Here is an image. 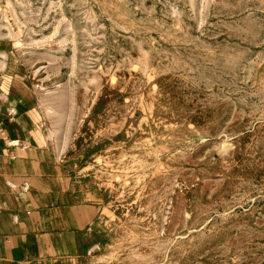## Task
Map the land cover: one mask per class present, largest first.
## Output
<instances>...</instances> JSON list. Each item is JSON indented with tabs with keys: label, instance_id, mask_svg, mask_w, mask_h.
<instances>
[{
	"label": "rangeland",
	"instance_id": "obj_1",
	"mask_svg": "<svg viewBox=\"0 0 264 264\" xmlns=\"http://www.w3.org/2000/svg\"><path fill=\"white\" fill-rule=\"evenodd\" d=\"M42 118L95 264H264V0H0V93Z\"/></svg>",
	"mask_w": 264,
	"mask_h": 264
},
{
	"label": "crops",
	"instance_id": "obj_2",
	"mask_svg": "<svg viewBox=\"0 0 264 264\" xmlns=\"http://www.w3.org/2000/svg\"><path fill=\"white\" fill-rule=\"evenodd\" d=\"M0 93V264H95L97 207L81 201L42 118Z\"/></svg>",
	"mask_w": 264,
	"mask_h": 264
}]
</instances>
